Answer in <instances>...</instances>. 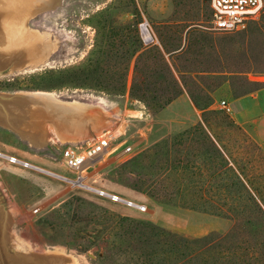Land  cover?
Returning a JSON list of instances; mask_svg holds the SVG:
<instances>
[{"label": "rangeland", "instance_id": "1", "mask_svg": "<svg viewBox=\"0 0 264 264\" xmlns=\"http://www.w3.org/2000/svg\"><path fill=\"white\" fill-rule=\"evenodd\" d=\"M53 2L0 0V113L9 117L12 107L23 117L16 125L28 133L39 125L47 138L38 146L40 139L0 121V152L65 178L0 158V264H264V147L248 123L219 106L264 86V58L257 55L264 53L257 29L264 7L247 29L217 31L208 2L200 0ZM32 91L69 106L56 111L29 99L25 93ZM193 101L198 122L203 108L218 110L246 137L214 128L215 137L184 133L198 123L190 122ZM69 103L98 109L99 121ZM231 108L238 110L237 103ZM61 122L79 123L82 131L73 136ZM106 131L113 146L125 142L131 151L110 155L78 184L61 162V149L85 146ZM215 139L229 154L228 165L243 170L244 187L224 173ZM203 166L217 176L198 179L183 171ZM88 186L145 204L146 211ZM195 187L212 197L194 202L209 212L159 201L187 202ZM164 206L194 215L175 213L180 225L164 226L158 221ZM52 252L71 263L49 259Z\"/></svg>", "mask_w": 264, "mask_h": 264}, {"label": "built area", "instance_id": "2", "mask_svg": "<svg viewBox=\"0 0 264 264\" xmlns=\"http://www.w3.org/2000/svg\"><path fill=\"white\" fill-rule=\"evenodd\" d=\"M208 6L212 29L217 31H243L250 24L260 19L263 13L264 0H208ZM219 106L230 112L229 103L226 100H221ZM114 138L109 131H106L97 138L92 139L85 146L76 143L65 145L61 149V162L75 172L74 180L78 184H81L80 180L85 178L86 170L105 161L110 155L116 154L120 157L131 151L132 146L125 142L113 146ZM0 158L12 164L27 168L32 167L29 162L2 152H0ZM88 187L91 188V186ZM90 190L112 202L120 203L138 211H146L145 204L99 188L92 187Z\"/></svg>", "mask_w": 264, "mask_h": 264}, {"label": "trees", "instance_id": "3", "mask_svg": "<svg viewBox=\"0 0 264 264\" xmlns=\"http://www.w3.org/2000/svg\"><path fill=\"white\" fill-rule=\"evenodd\" d=\"M206 2H208V0H200L201 5L205 4ZM258 31L260 33H262V36L264 37V21L258 25L257 27ZM256 52V51H254ZM257 55L260 57L264 58V53L258 52ZM264 63V62H263ZM172 99V96H169L167 99H165L166 102H169ZM194 105L196 108H199V106L197 105V103L195 101H193ZM201 109V108H200ZM225 118L224 114L218 110H214V109H207L205 110L203 108L202 111V121L196 123L195 125H193L190 129H187L184 131V133H200V134H207L209 133L212 137H215L214 134L212 133V128L218 130V131H222V129H225V131H229V132H233L235 134L241 135V136H245L246 137V132L237 124H234L232 122H224L223 119ZM213 144V149L214 152L217 153L218 155H220L225 163H226V169L224 170V173L231 178V181L234 185L236 186H243L246 183H249V181L245 178V174L243 172V170L235 167V168H231L228 164L229 161L226 160L224 158V155H226L227 159H230L229 154L227 153L226 149L220 144V142L215 139ZM198 170H183L186 171L187 173L190 174L191 177L194 178H198V179H205L206 176L208 174H210V170L205 168L203 166V170H200V168H197ZM218 174V172H214L212 171L211 178L216 177ZM251 187V186H250ZM248 192V190H246ZM193 192L196 195L190 196V200H188L187 202H178V203H173L169 200H164L162 198L159 199L160 202L162 203H167V204H173L176 206H183L186 208H190L193 210H197V211H203V212H209V209L207 208H201L198 207V205L194 204V202L196 201H200L202 200L203 202L206 200V198H208L209 200L212 198L208 195V191H206V189H202L199 187H195L193 189ZM249 193V192H248ZM184 199V198H182ZM211 201V200H210ZM214 212H212L213 214ZM216 213H218L216 211ZM214 213V214H216Z\"/></svg>", "mask_w": 264, "mask_h": 264}, {"label": "crops", "instance_id": "4", "mask_svg": "<svg viewBox=\"0 0 264 264\" xmlns=\"http://www.w3.org/2000/svg\"><path fill=\"white\" fill-rule=\"evenodd\" d=\"M236 102L238 106V110H233L231 108V104ZM177 106H183L184 105V99H178L174 102ZM230 107V114L234 116H238L240 120L239 123L245 124L248 123V132L251 135L252 139L259 145L264 147V86L256 91L255 94L251 95H243L241 97H237L233 99L229 103ZM195 113L193 114V117L190 118V122L196 123L199 120H197L200 117V111L195 107ZM184 122V124L187 123V120H180V122ZM188 124V123H187ZM186 124V125H187ZM34 132L36 133H42L44 134V128H42L39 125H35L33 127ZM47 164L43 161H41V165ZM40 167V166H39ZM43 168V167H42ZM162 218H158V221L160 224L168 227H173L174 225H180V222L176 220V218L171 217L172 215L180 214L189 212L192 215H194L192 211L185 210V209H176V208H170L168 206H164V208H160ZM169 216V217H168ZM218 221L211 220V227L215 228ZM185 226V224H184ZM204 226L199 224L197 226L198 229H204Z\"/></svg>", "mask_w": 264, "mask_h": 264}, {"label": "bare ground", "instance_id": "5", "mask_svg": "<svg viewBox=\"0 0 264 264\" xmlns=\"http://www.w3.org/2000/svg\"><path fill=\"white\" fill-rule=\"evenodd\" d=\"M57 1L58 0H54L53 3H50L49 4V6L54 5ZM142 33H143V35H144V37L146 39L149 37V32L147 31L146 28L142 27ZM16 48H17V46H16ZM26 62H27V60H26ZM25 94H26V96L29 99L36 100L37 102L41 103L44 106L46 104L51 105V108L55 109L56 111H58L57 109H59V108L60 109H67V107L69 106L68 104L65 103V101L58 100V99H56L54 97H51V96L47 95L46 93H40V92L32 91V92H27ZM70 107H75L81 114L88 116L94 122H98L99 121L100 113H98V111H97L98 109H95L91 105H88V104H85V105L79 104L78 106H76L74 104H70ZM11 109H12V107H11ZM11 109H10V116L9 117L4 116L5 115L4 113L3 114L0 113V121L5 122L10 129H12L14 132H16L18 135H20L22 137H28V135L30 134V137L29 138H37V139H40V142H36V143H38V146L39 145H42L46 141V139H47L46 136L44 134H42L41 132L40 133H36V132H34V130L31 133H28L26 130H24L23 128H20L18 125H16V123H18L19 120L23 119V117H22V115L20 113H17L16 111H11ZM61 123H62L63 127L65 128L64 129L65 131H68V130L70 131L71 130L70 133L73 136L81 133V131H82V127H81V125L79 123H77V124L76 123H66V122H61ZM32 167L35 168V169H37V170H40L41 172H45L47 174L54 175V176H56L58 178L65 179L61 175H59L57 173H54V172H51L49 170H46V169H43V168H40V167H34L33 165H32ZM91 189H92V187H91ZM47 257L49 259L50 258H52V259H60V260L66 261V262L68 260V257L62 255L59 252H52L50 254H47ZM43 259H45V258H43ZM68 262L71 263V261H69V260H68Z\"/></svg>", "mask_w": 264, "mask_h": 264}]
</instances>
